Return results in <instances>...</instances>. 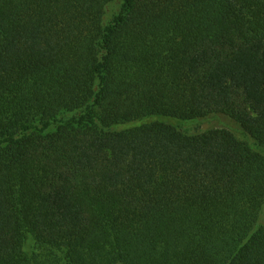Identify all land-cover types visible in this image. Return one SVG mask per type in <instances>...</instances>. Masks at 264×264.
<instances>
[{
  "label": "trees",
  "instance_id": "16d2710c",
  "mask_svg": "<svg viewBox=\"0 0 264 264\" xmlns=\"http://www.w3.org/2000/svg\"><path fill=\"white\" fill-rule=\"evenodd\" d=\"M111 1L0 0V264H264V153L175 123L264 149V0Z\"/></svg>",
  "mask_w": 264,
  "mask_h": 264
},
{
  "label": "rangeland",
  "instance_id": "374dc122",
  "mask_svg": "<svg viewBox=\"0 0 264 264\" xmlns=\"http://www.w3.org/2000/svg\"><path fill=\"white\" fill-rule=\"evenodd\" d=\"M120 0L111 1L105 8L104 22H108L111 17L116 14L119 10ZM79 114V111L66 112L61 115V117H71ZM182 131L188 134H193L197 132H203L210 129L223 128L231 131L234 136L241 140L248 142L254 149L264 153V149L257 146L255 141L241 128V126L234 120L224 116L216 115L202 120H192V121H175ZM25 250L32 252L36 249L33 239L30 237L27 240Z\"/></svg>",
  "mask_w": 264,
  "mask_h": 264
}]
</instances>
